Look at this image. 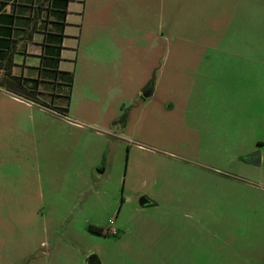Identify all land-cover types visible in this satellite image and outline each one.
I'll list each match as a JSON object with an SVG mask.
<instances>
[{
  "label": "rangeland",
  "instance_id": "rangeland-1",
  "mask_svg": "<svg viewBox=\"0 0 264 264\" xmlns=\"http://www.w3.org/2000/svg\"><path fill=\"white\" fill-rule=\"evenodd\" d=\"M177 1L175 26L132 19L120 60L78 68L67 118L35 115L17 133L13 114L0 113V264L29 263L32 229L61 264H264V145L259 168L237 160L264 143V90L256 98V82L236 75L237 52L203 49L241 27L263 43L264 0H252L254 21L246 0ZM240 55L260 66L264 44ZM206 66L222 86L209 85ZM253 93L244 108L240 96ZM217 109L232 145L209 132ZM31 160L40 183L16 166Z\"/></svg>",
  "mask_w": 264,
  "mask_h": 264
},
{
  "label": "crops",
  "instance_id": "crops-1",
  "mask_svg": "<svg viewBox=\"0 0 264 264\" xmlns=\"http://www.w3.org/2000/svg\"><path fill=\"white\" fill-rule=\"evenodd\" d=\"M178 5L177 0H0V113L13 114L14 130L17 133L26 129L29 121L32 127L35 115L51 114L54 117L67 118L78 68H95L100 67V64L106 67L114 65L122 57L120 54L131 47L130 33L125 23L132 19L146 21L153 18L162 24L166 16L172 26H175L179 19ZM243 6L251 15L245 17L256 20V16H252V0H246ZM238 31L239 34L226 36L220 43L208 45L203 49L206 52H237L236 75H240L241 79L245 78L243 83L246 85L250 84L251 79L256 82L258 98L261 97V90H264V63L260 66L245 63L240 54L244 50L253 52L264 42L261 43L257 30L254 33L246 27H241ZM141 33L144 32L139 31L138 34ZM168 33L166 32V37ZM138 43L137 41L136 44ZM99 52H102L103 56H99ZM205 69L208 71L206 73L213 77L210 79L215 82L209 85L222 86V76L216 77L222 73H210L214 69L207 66ZM220 92L225 93L224 90ZM144 94L149 97L150 92L145 90ZM193 96L196 97V94L191 93L192 100ZM226 96L230 99L237 98L232 89ZM255 96V93L251 96L241 95L243 107L246 108V103L254 100ZM201 97L207 98L206 95ZM3 106L11 107L13 111H7ZM224 110L217 109V124L212 125L209 130L210 134H215V140L221 146L233 144L225 125ZM21 118H24V121L21 122ZM256 140L257 146L254 149L242 151L237 157L241 165L252 168L262 165L263 158H257L256 153L264 143ZM238 143L240 142L235 140L234 146ZM28 164L16 166L18 170H28V178H35L37 172V180L40 183V166L34 165L32 160ZM231 176L224 175L229 178ZM22 178L18 189L23 190L24 194L26 189H32L25 177ZM147 200L148 204L141 207L151 205L152 201L148 198ZM33 231L29 230L25 248L27 256H30L28 262L61 264L59 259L52 261L51 253L40 252L48 244L38 240L36 232ZM22 250L24 249L17 248V252ZM90 260L88 259V264H98L96 259Z\"/></svg>",
  "mask_w": 264,
  "mask_h": 264
},
{
  "label": "trees",
  "instance_id": "trees-1",
  "mask_svg": "<svg viewBox=\"0 0 264 264\" xmlns=\"http://www.w3.org/2000/svg\"><path fill=\"white\" fill-rule=\"evenodd\" d=\"M89 232L99 235V236H105V237H109V234L105 233L104 230L102 228H97V227H93L90 226L89 227ZM94 258L92 257L91 260H93Z\"/></svg>",
  "mask_w": 264,
  "mask_h": 264
},
{
  "label": "water",
  "instance_id": "water-1",
  "mask_svg": "<svg viewBox=\"0 0 264 264\" xmlns=\"http://www.w3.org/2000/svg\"><path fill=\"white\" fill-rule=\"evenodd\" d=\"M144 96H145V95H144ZM139 204H140V206H145V205L148 204V200H147L146 198H141V199L139 200Z\"/></svg>",
  "mask_w": 264,
  "mask_h": 264
},
{
  "label": "flooded vegetation",
  "instance_id": "flooded-vegetation-1",
  "mask_svg": "<svg viewBox=\"0 0 264 264\" xmlns=\"http://www.w3.org/2000/svg\"><path fill=\"white\" fill-rule=\"evenodd\" d=\"M145 96L147 95V94H144Z\"/></svg>",
  "mask_w": 264,
  "mask_h": 264
}]
</instances>
